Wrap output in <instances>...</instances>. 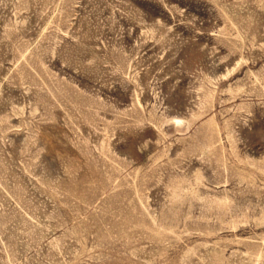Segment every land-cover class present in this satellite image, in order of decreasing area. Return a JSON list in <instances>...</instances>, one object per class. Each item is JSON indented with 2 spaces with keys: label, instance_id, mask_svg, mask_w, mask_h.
I'll list each match as a JSON object with an SVG mask.
<instances>
[{
  "label": "rangeland",
  "instance_id": "rangeland-1",
  "mask_svg": "<svg viewBox=\"0 0 264 264\" xmlns=\"http://www.w3.org/2000/svg\"><path fill=\"white\" fill-rule=\"evenodd\" d=\"M0 264H264V0H0Z\"/></svg>",
  "mask_w": 264,
  "mask_h": 264
}]
</instances>
